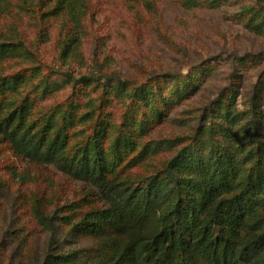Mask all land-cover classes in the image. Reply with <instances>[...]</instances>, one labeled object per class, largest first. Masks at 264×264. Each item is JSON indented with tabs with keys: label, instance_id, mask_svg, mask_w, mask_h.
<instances>
[{
	"label": "rangeland",
	"instance_id": "obj_1",
	"mask_svg": "<svg viewBox=\"0 0 264 264\" xmlns=\"http://www.w3.org/2000/svg\"><path fill=\"white\" fill-rule=\"evenodd\" d=\"M3 41L0 264H114L127 243L146 264L155 233L169 213L187 211L194 188L171 161L226 111L216 110L221 98L235 102L243 132L253 105L264 120V0H0ZM211 135L197 149L209 152ZM54 143L44 162L33 159ZM65 165L83 175L104 165L112 184L150 209L145 235L127 213L87 223L113 203Z\"/></svg>",
	"mask_w": 264,
	"mask_h": 264
},
{
	"label": "trees",
	"instance_id": "obj_2",
	"mask_svg": "<svg viewBox=\"0 0 264 264\" xmlns=\"http://www.w3.org/2000/svg\"><path fill=\"white\" fill-rule=\"evenodd\" d=\"M186 1L195 6L202 0ZM10 48V43L0 42V56ZM223 104H227L226 111L215 113L209 125L201 126L192 143L181 149L171 161L173 175L179 176L182 183L191 181L194 188L187 211L177 209L169 213L165 225L155 233L157 249L146 257V264H175V260L180 264H264V120L253 105L250 110L253 117L243 132L245 127L240 123L241 116L231 108L235 102L221 98L216 110L220 111ZM216 119L226 133L223 141L215 136ZM222 122H228V125ZM236 124L241 127L238 140L233 141L234 135L228 127L234 129ZM205 130L212 134L214 145L207 153L194 145ZM242 141L252 146L247 148ZM56 144L48 145L45 153H39L33 159L44 162V156L55 152ZM13 145L16 151L26 154L23 148ZM64 168L103 187L106 197L113 203L112 207L88 213L85 216L87 223L96 220L111 225L127 213L133 218L132 230L145 235L143 227L150 209L141 199L126 195L119 189V184H112L104 165L88 175H83L72 165ZM181 187L184 188L182 184ZM46 220L54 243L56 224L51 219ZM114 264H137L132 243L124 246Z\"/></svg>",
	"mask_w": 264,
	"mask_h": 264
}]
</instances>
